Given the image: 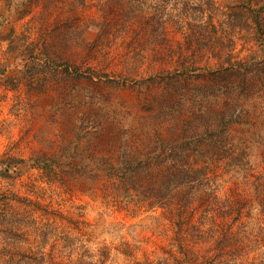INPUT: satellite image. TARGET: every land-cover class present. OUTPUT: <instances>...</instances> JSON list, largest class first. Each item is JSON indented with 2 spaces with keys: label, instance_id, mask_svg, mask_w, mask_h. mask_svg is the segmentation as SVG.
<instances>
[{
  "label": "rangeland",
  "instance_id": "1",
  "mask_svg": "<svg viewBox=\"0 0 264 264\" xmlns=\"http://www.w3.org/2000/svg\"><path fill=\"white\" fill-rule=\"evenodd\" d=\"M194 1L0 0V264H264V0Z\"/></svg>",
  "mask_w": 264,
  "mask_h": 264
},
{
  "label": "trees",
  "instance_id": "2",
  "mask_svg": "<svg viewBox=\"0 0 264 264\" xmlns=\"http://www.w3.org/2000/svg\"><path fill=\"white\" fill-rule=\"evenodd\" d=\"M137 5L136 7L134 6H130L127 10L126 14V18L129 19L130 21L137 15L139 14L138 12H145L146 13V9L143 7L142 8V2L141 0H136ZM193 11L192 9L188 10L189 8H187L184 13L186 15H188L189 17H191L193 15V12L195 10L194 7H199V10L201 13L204 11L203 9V0H197L193 2ZM129 12V13H128ZM156 13H159L160 11L155 9ZM165 14V13H163ZM166 15V14H165ZM169 16V15H167ZM212 16L211 15H207L206 19L207 22H210L212 25ZM257 24H259V21H257ZM191 41L189 42V44L192 43L193 40H195V42L197 43V46L202 48V47H207V44L205 42H210L211 39L213 38L212 36H197V35H191ZM187 69V68H184ZM67 241L69 243V247L71 250V257L73 258L74 255H76L77 258H75L74 260L70 261V264H107L108 263V259H109V251H107V248L100 250L98 254H93L90 252V250L85 246V244H82V240L79 238H74L73 236L70 235V237L67 238ZM81 242V243H80ZM255 264V263H254Z\"/></svg>",
  "mask_w": 264,
  "mask_h": 264
}]
</instances>
